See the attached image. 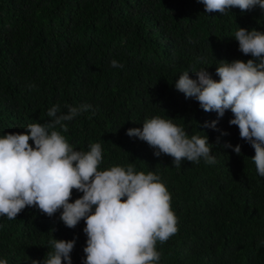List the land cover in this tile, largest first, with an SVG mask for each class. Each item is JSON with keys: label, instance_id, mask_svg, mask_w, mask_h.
Returning a JSON list of instances; mask_svg holds the SVG:
<instances>
[{"label": "trees", "instance_id": "obj_1", "mask_svg": "<svg viewBox=\"0 0 264 264\" xmlns=\"http://www.w3.org/2000/svg\"><path fill=\"white\" fill-rule=\"evenodd\" d=\"M239 27L264 32V9L208 14L198 0H0V136L49 123L56 105L64 113L91 105L66 122L67 132L56 130L78 151L100 143V170L131 164L159 175L178 232L157 242L158 264H264V177L254 148L229 124L230 110L218 118L175 87L185 71L196 79L193 70L207 68L218 80L220 61L252 59L234 38ZM112 60L124 67H111ZM156 116L189 136L207 135L216 162L185 159L175 167L173 157H157L126 134ZM214 120L215 129L205 126ZM82 195L74 189L71 202ZM61 211L48 217L30 206L16 219L0 216V259L42 262L51 240L75 239L72 261L83 264L85 221L68 228Z\"/></svg>", "mask_w": 264, "mask_h": 264}, {"label": "clouds", "instance_id": "obj_2", "mask_svg": "<svg viewBox=\"0 0 264 264\" xmlns=\"http://www.w3.org/2000/svg\"><path fill=\"white\" fill-rule=\"evenodd\" d=\"M208 14H227L232 8L242 12L255 7L264 9V0H198ZM239 50L252 59L220 61L214 79L206 69L179 75L175 82L186 98L195 99L205 112L222 118L230 110V125L254 148L252 158L258 174L264 177V32L239 27L234 33ZM259 60V63H257ZM113 68H123L116 60ZM35 85H29L34 88ZM92 106H69L60 112L52 107L47 124L32 123L23 133L0 136V216L16 219L26 207H37L48 217L61 211L60 220L75 228L81 220L87 236L83 264H158L156 244L166 242L178 232V218L171 208V194L159 175L136 172L133 165L100 170L103 151L100 143L78 151L66 140L67 123ZM218 120L205 122L216 128ZM127 135L137 137L154 149V155L173 157L175 167L183 160L216 162L213 144L207 135L189 136L171 119L160 116L143 122L142 128H130ZM30 141L34 142L30 143ZM231 147V145H228ZM241 153V145L234 147ZM83 193L71 202L73 190ZM44 260L32 264H73L71 253L76 240L54 238ZM0 264L7 260L0 259Z\"/></svg>", "mask_w": 264, "mask_h": 264}]
</instances>
